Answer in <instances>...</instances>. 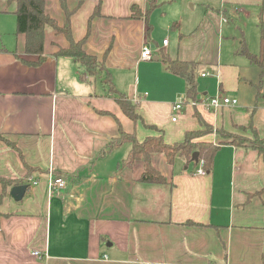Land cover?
<instances>
[{"label":"crops","instance_id":"crops-1","mask_svg":"<svg viewBox=\"0 0 264 264\" xmlns=\"http://www.w3.org/2000/svg\"><path fill=\"white\" fill-rule=\"evenodd\" d=\"M199 2L189 11L188 0L185 8L182 0L168 1L167 14L162 12L167 40L159 42L154 0H67L75 40L99 8L85 52L101 59L110 47L106 70L82 81L74 59L54 56L68 42L49 29L44 61L24 63L21 58H37L24 54L25 36L15 34V1L0 0V136L17 149L0 139V178L29 183L18 202L10 196L13 186L3 192L0 185V264H264L262 156L222 143L212 170L195 175L198 166H185L181 158L170 166L162 154H153L152 165L166 180L160 185L140 181L141 161L121 166L129 143L109 148L119 127L141 142L156 135L147 125L156 126L166 143L180 142L185 131L201 128L195 111L216 130L237 133L234 126L252 124L264 137V79L257 97L260 69L236 53L244 41L258 54L264 0ZM152 4L157 7L149 12L147 33L144 18H129L130 8L145 14ZM44 10L64 24L59 0H45ZM8 19L13 25L6 32L1 21ZM250 24L256 32L241 31ZM232 33L237 41L229 42ZM226 42L231 51L223 59ZM144 46L156 49L150 60L140 59ZM164 56L199 64L197 82L204 79L206 85L197 86L195 100L187 98L185 81L166 70ZM105 75L139 103L142 121L127 118L107 96ZM159 94L174 101H167L166 125ZM214 95L236 104L205 107L202 99ZM177 103L182 108L174 111ZM203 139L221 142L215 134ZM27 166L36 171L28 173ZM55 174L66 177L67 187L50 193Z\"/></svg>","mask_w":264,"mask_h":264},{"label":"trees","instance_id":"trees-1","mask_svg":"<svg viewBox=\"0 0 264 264\" xmlns=\"http://www.w3.org/2000/svg\"><path fill=\"white\" fill-rule=\"evenodd\" d=\"M16 3L15 16V34H23L25 36L24 54L28 56H36V61L21 60L31 66H38L41 64L45 56L43 55V44L45 30L49 29L56 35H63L68 46L66 48H59L54 56H66L75 60L79 69V79L85 81L89 78H96L101 76V73L106 70L105 58L110 50L107 48L103 57L98 59L94 55L87 54L84 50V45L90 36L91 22L94 17L99 15V8L97 7L94 12L88 18L87 30L85 35L79 40H75L72 36L70 18L72 12L66 7L67 0H59L60 6L65 14V22L63 25H59L55 19L46 14L45 0H14ZM151 2L153 0H150ZM157 7L152 4L145 14L136 6L132 5L130 8V19H142L144 18L147 24V33H150L152 26L148 21L149 12ZM174 26V25H173ZM260 38H259V51L254 55L249 52L244 41L239 44L236 53L243 56L247 61L260 69V79L257 88V97L259 96V89L264 79V25L262 22L259 24ZM162 62L168 72L173 75L181 77L185 81V94L188 99L195 100L197 93V62H186L181 60H171L169 57H162ZM104 85L107 89V96L117 102L123 114L132 120L133 122L142 121L141 116L137 112L139 107L138 102L130 100L126 95L116 90L108 75H105ZM254 107L250 109V115L252 116ZM103 113V112H99ZM194 115L199 119L201 128L197 130H187L184 132L183 139L180 142L166 143L163 139V132L156 126H148L150 129L156 131V135L148 136L141 142H139L135 135L127 133L119 127V136L113 139L110 144V150L124 144L129 143L131 149L126 158L122 162V167L130 168L136 161H141L143 165V172L140 181L149 184H166V180L163 175L157 171L151 162L153 154H162L168 165L173 166L176 158H181L185 162V166L193 165L197 167L199 162L202 161V168L205 172H210L213 168L214 158L222 143H227L236 148H242L244 150H250L256 152L257 155L262 156L264 160V137H260L256 132L254 126L249 124L248 126H234L239 133L227 132L223 129H218L216 132L221 136L222 141L218 144H213L204 140L203 138L211 135L212 126L200 119L198 112L195 111ZM247 133H250L249 136ZM0 139L4 141L12 149H16L13 143L5 140L2 136ZM17 150V149H16ZM198 153V161L191 160L192 154ZM28 173L33 170L31 167H26ZM55 177H65L61 174H55ZM66 178V177H65ZM0 185L3 187V192L11 186L26 185L29 189V183L22 180H9L0 178ZM5 190V191H4ZM26 190V191H27ZM264 192V189L260 193Z\"/></svg>","mask_w":264,"mask_h":264},{"label":"rangeland","instance_id":"rangeland-1","mask_svg":"<svg viewBox=\"0 0 264 264\" xmlns=\"http://www.w3.org/2000/svg\"><path fill=\"white\" fill-rule=\"evenodd\" d=\"M168 1H172V0H154V2L158 5V8H157L156 12L154 13V19L157 20L158 23H160V25L158 24V31H157L158 32V36L160 37L159 42H161V37H163V38H165L167 40V36H165L164 31H163V29H164L163 26H165V21H166V15H163L162 12H165L167 14V2ZM185 1L186 0H182L183 8H185V6H186ZM193 3L194 4H198L200 2H199V0H188L187 9L189 11L192 10L191 9V5ZM0 20H2V19H0ZM12 25H13V23H12L11 19H10V21H9V19H8V21H1V26L3 27L4 31H6V32L9 31L10 29H12ZM241 31L246 32V34L248 33V35H250L252 32H256V29H255V26L253 24L252 25L250 24L249 30L248 29L246 30L245 28L242 27ZM226 33H229V32H226ZM237 33H239V31H237ZM229 37H230L229 38V42H231L232 38L235 39L233 41H237L236 38H235L236 37L235 34L232 33V36H229ZM227 44H228V42H226L224 44V47H223V54H224L223 55V59L227 58V56H230V54H229L230 48H227ZM226 68H231V67L226 64ZM228 72L229 71L227 70V74H228ZM204 81H206V80L199 79V81H198L199 82V85H198L199 88L200 87L204 88V86L206 85L204 83ZM207 81H209L208 83H210V84L212 83L211 79L207 80ZM142 82H143V80H142ZM157 98H158L159 101L162 102L161 107H159L160 111H161V116H160L161 123L163 125H166L167 124V116H166L167 101H172V99L171 98H167L166 95H161V94H159L157 96ZM171 103L173 104L174 101H172ZM236 132L239 133L237 130H236ZM211 134L217 135V137H219L220 140L222 141L223 138H221V136L219 135L218 132H216V129L213 128V126H212V133Z\"/></svg>","mask_w":264,"mask_h":264},{"label":"built area","instance_id":"built-area-1","mask_svg":"<svg viewBox=\"0 0 264 264\" xmlns=\"http://www.w3.org/2000/svg\"><path fill=\"white\" fill-rule=\"evenodd\" d=\"M163 45L167 44V41L164 40ZM156 51L155 47L150 48L149 46H144L142 48V51L140 53V59L145 61V60H150L153 56V53ZM207 74H202L201 76L204 77ZM202 104L205 105V107L212 109V110H219L222 107H225L227 105H234L236 104V100H232L229 98H224L220 95H214L211 97H206L202 99ZM182 108L181 103H177L173 106L174 111H179ZM176 118H172V121H175ZM202 161L199 162L198 168L195 172V175H204L206 172L202 168ZM49 186V191L50 193H54L55 191L63 190L67 187V182L64 178L62 177H54L51 178L48 182ZM147 264H156V263H147Z\"/></svg>","mask_w":264,"mask_h":264},{"label":"water","instance_id":"water-1","mask_svg":"<svg viewBox=\"0 0 264 264\" xmlns=\"http://www.w3.org/2000/svg\"><path fill=\"white\" fill-rule=\"evenodd\" d=\"M153 59L157 60L158 58L154 57ZM191 160L194 161V162L198 161V153L197 152H194L192 154ZM26 190H27V186L26 185L14 186L10 190V196L12 197V199L14 201L18 202V201L22 200V198L24 197V195L26 193Z\"/></svg>","mask_w":264,"mask_h":264}]
</instances>
